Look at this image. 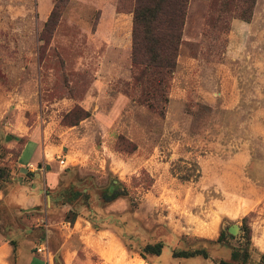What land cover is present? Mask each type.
I'll return each instance as SVG.
<instances>
[{
  "label": "rangeland",
  "instance_id": "rangeland-1",
  "mask_svg": "<svg viewBox=\"0 0 264 264\" xmlns=\"http://www.w3.org/2000/svg\"><path fill=\"white\" fill-rule=\"evenodd\" d=\"M119 1L0 0V264H220L247 246L261 264L264 0L248 20L239 0L189 1L165 115L137 99Z\"/></svg>",
  "mask_w": 264,
  "mask_h": 264
},
{
  "label": "trees",
  "instance_id": "trees-1",
  "mask_svg": "<svg viewBox=\"0 0 264 264\" xmlns=\"http://www.w3.org/2000/svg\"><path fill=\"white\" fill-rule=\"evenodd\" d=\"M63 0H60V2ZM133 4V31H132V65L133 86L137 92V99L149 109L165 115V105L169 101L171 81L180 52L183 38L185 18L190 0H120L119 8L123 9L125 2ZM213 7L217 11L227 9L235 0H213ZM244 4L241 17L245 20L251 18V12L255 0H239ZM56 5L51 13L47 25L56 26L58 19ZM90 114L87 113L86 116ZM8 176L0 169V180ZM72 193L69 190L67 192ZM79 193L72 196L76 198ZM126 196L120 189H115L111 195L106 194L107 201ZM77 213L69 222L76 221ZM247 240L251 243L250 229L247 227ZM227 242V236L223 229L217 242ZM165 244L162 241L148 243L142 256L148 254L159 256L163 253ZM16 245L13 244L12 254H16ZM202 255L209 257L206 249L173 250L174 258H191ZM251 253L249 247L234 248L229 260H221L220 264H249ZM261 264H264L262 261Z\"/></svg>",
  "mask_w": 264,
  "mask_h": 264
},
{
  "label": "water",
  "instance_id": "water-1",
  "mask_svg": "<svg viewBox=\"0 0 264 264\" xmlns=\"http://www.w3.org/2000/svg\"><path fill=\"white\" fill-rule=\"evenodd\" d=\"M236 227H237V225H234V226L231 228V230H234Z\"/></svg>",
  "mask_w": 264,
  "mask_h": 264
},
{
  "label": "crops",
  "instance_id": "crops-1",
  "mask_svg": "<svg viewBox=\"0 0 264 264\" xmlns=\"http://www.w3.org/2000/svg\"><path fill=\"white\" fill-rule=\"evenodd\" d=\"M12 251H13V249H12Z\"/></svg>",
  "mask_w": 264,
  "mask_h": 264
}]
</instances>
